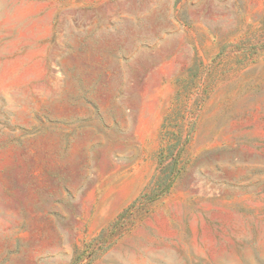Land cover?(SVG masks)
Here are the masks:
<instances>
[{
  "label": "rangeland",
  "instance_id": "1",
  "mask_svg": "<svg viewBox=\"0 0 264 264\" xmlns=\"http://www.w3.org/2000/svg\"><path fill=\"white\" fill-rule=\"evenodd\" d=\"M0 264H264V0H0Z\"/></svg>",
  "mask_w": 264,
  "mask_h": 264
}]
</instances>
